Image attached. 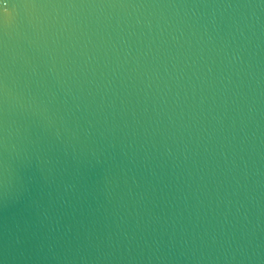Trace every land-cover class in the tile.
Masks as SVG:
<instances>
[{
	"label": "water",
	"instance_id": "obj_1",
	"mask_svg": "<svg viewBox=\"0 0 264 264\" xmlns=\"http://www.w3.org/2000/svg\"><path fill=\"white\" fill-rule=\"evenodd\" d=\"M0 264H264V0H8Z\"/></svg>",
	"mask_w": 264,
	"mask_h": 264
},
{
	"label": "snow or ice",
	"instance_id": "obj_2",
	"mask_svg": "<svg viewBox=\"0 0 264 264\" xmlns=\"http://www.w3.org/2000/svg\"><path fill=\"white\" fill-rule=\"evenodd\" d=\"M7 4H8V0H0V10H2L3 14L7 13ZM0 18H2V16H0Z\"/></svg>",
	"mask_w": 264,
	"mask_h": 264
}]
</instances>
